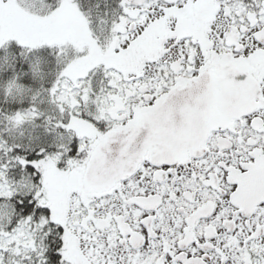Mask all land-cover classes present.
<instances>
[{
	"label": "snow or ice",
	"instance_id": "6c2138e0",
	"mask_svg": "<svg viewBox=\"0 0 264 264\" xmlns=\"http://www.w3.org/2000/svg\"><path fill=\"white\" fill-rule=\"evenodd\" d=\"M0 264H264V0H0Z\"/></svg>",
	"mask_w": 264,
	"mask_h": 264
}]
</instances>
